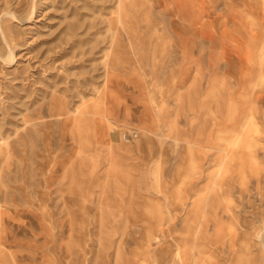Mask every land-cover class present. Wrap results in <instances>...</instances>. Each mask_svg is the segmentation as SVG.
I'll list each match as a JSON object with an SVG mask.
<instances>
[{"label":"rangeland","instance_id":"1","mask_svg":"<svg viewBox=\"0 0 264 264\" xmlns=\"http://www.w3.org/2000/svg\"><path fill=\"white\" fill-rule=\"evenodd\" d=\"M263 32L264 0H0V264H264ZM190 39L234 76L196 147Z\"/></svg>","mask_w":264,"mask_h":264},{"label":"crops","instance_id":"2","mask_svg":"<svg viewBox=\"0 0 264 264\" xmlns=\"http://www.w3.org/2000/svg\"><path fill=\"white\" fill-rule=\"evenodd\" d=\"M190 43L196 47L193 54L192 51L182 50L179 55L180 65L175 64L165 76L176 79L173 90L169 92L173 96V109L176 112L173 119L175 121L180 118L183 122L175 131L177 134L175 141L196 147L199 140L204 141L205 137L202 140L198 137V131H193L192 123L211 117L215 102L219 111L224 109V96L230 93L229 79L230 77L234 79V76L227 65L225 69L223 66L215 67L212 39H190ZM228 62L230 61L226 60V56H221V63ZM147 126L148 123L143 124L146 129Z\"/></svg>","mask_w":264,"mask_h":264},{"label":"bare ground","instance_id":"3","mask_svg":"<svg viewBox=\"0 0 264 264\" xmlns=\"http://www.w3.org/2000/svg\"><path fill=\"white\" fill-rule=\"evenodd\" d=\"M258 25V24H257ZM259 26V25H258ZM253 28V27H252ZM258 33V32H257ZM264 33V32H263ZM259 34V33H258ZM257 34V35H258ZM256 35V36H257ZM3 57V56H2ZM7 60H9V61H12L14 58V52H13V49L11 48V47H8V53H7ZM161 214V213H160ZM163 215V214H162ZM156 218V217H155ZM160 219V218H159ZM152 227H153V225H152ZM148 234V233H147ZM150 236V235H149ZM235 236V235H234ZM237 240V239H236ZM252 243V242H251ZM242 245V244H241ZM146 246V245H145ZM244 246V245H243Z\"/></svg>","mask_w":264,"mask_h":264},{"label":"built area","instance_id":"4","mask_svg":"<svg viewBox=\"0 0 264 264\" xmlns=\"http://www.w3.org/2000/svg\"><path fill=\"white\" fill-rule=\"evenodd\" d=\"M133 134H124V136H123L124 137V140L126 142H129L132 139V137L136 136V134L135 135H133Z\"/></svg>","mask_w":264,"mask_h":264}]
</instances>
